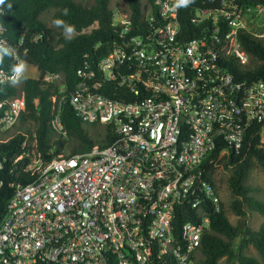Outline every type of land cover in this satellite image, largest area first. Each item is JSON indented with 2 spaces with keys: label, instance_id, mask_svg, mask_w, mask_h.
Masks as SVG:
<instances>
[{
  "label": "built area",
  "instance_id": "1",
  "mask_svg": "<svg viewBox=\"0 0 264 264\" xmlns=\"http://www.w3.org/2000/svg\"><path fill=\"white\" fill-rule=\"evenodd\" d=\"M175 3L154 0L138 25L114 8L120 41L95 70L79 69L72 89L59 72L41 77L58 86L51 97L58 132L66 136L67 101L81 121L108 126L113 139L50 160L35 145L25 152L32 180L14 184L0 220V264H197L222 201L206 169L239 153L249 129L264 119V80L239 79L225 67L230 57L250 63L238 34L264 37L247 24L252 17L245 19L264 14V5L221 0L218 10H196L191 23L209 22L186 40L185 7ZM12 75L0 70V83ZM107 87L118 99L105 94ZM23 112L21 96L0 100V143L15 134L5 135ZM177 216L189 218L178 227Z\"/></svg>",
  "mask_w": 264,
  "mask_h": 264
},
{
  "label": "trees",
  "instance_id": "2",
  "mask_svg": "<svg viewBox=\"0 0 264 264\" xmlns=\"http://www.w3.org/2000/svg\"><path fill=\"white\" fill-rule=\"evenodd\" d=\"M111 1L93 0L84 4L80 0H4L0 5V26L4 29L0 33V41L3 40L2 43L12 50V55L5 56L0 63V70L12 72V66L18 58L34 66L39 74L37 78L24 77L16 85L0 83V100L19 95L24 100L26 110L21 113L17 132L6 142L0 143V220L14 193V184L24 186L32 180L25 171L29 157L24 154L30 151L31 155L34 145L35 151L43 159L50 160L66 149L70 153H84L94 145L105 146L112 141L113 134L108 126L103 133H97V126L81 121L67 101L61 113L66 136L58 132L52 125L51 101L58 86L45 85L41 80L45 73L59 72L63 75L66 89L70 90L79 80V69L84 66L96 69L98 62L120 41L119 30L112 25L114 8L110 6ZM126 1V11L133 24L145 23L144 16L149 6H153L154 0L143 3L142 0ZM237 4L264 5V0H238ZM220 6L221 0H193L186 6L180 19L185 39L191 40L201 34L203 25L209 22L191 23L196 10H218ZM50 9H54L52 23L61 19L74 26L75 34L71 39L65 38L62 27L54 23V27L47 26L42 15ZM90 27L93 28L86 31ZM238 40L242 49L250 55V63L241 65L235 57H230L225 67L239 79L264 80V37H256L251 31L241 30ZM105 94L118 99L114 87L105 88ZM263 129L264 119L249 129L248 142L239 153L221 157L217 166L210 165L206 169L207 179L218 188L221 181L219 169L228 171L226 185L231 199L227 208L222 200L221 211L212 217L211 230L203 235L198 249L197 264H218L222 258L224 264H264V202L255 197L254 188L247 182L250 172L256 167L264 171V145L260 142ZM20 155L22 158L15 161ZM228 210L240 217L258 213L263 220L258 229L247 226L240 231L229 221ZM188 218L177 216L178 227ZM238 237L241 243L235 248L234 241ZM247 246L256 249L261 261L243 253Z\"/></svg>",
  "mask_w": 264,
  "mask_h": 264
},
{
  "label": "rangeland",
  "instance_id": "3",
  "mask_svg": "<svg viewBox=\"0 0 264 264\" xmlns=\"http://www.w3.org/2000/svg\"><path fill=\"white\" fill-rule=\"evenodd\" d=\"M82 3L84 4H89L91 2H93V0H80ZM146 0H142V3L145 2ZM110 6L112 8H119L122 9L123 11H126L127 9V1L126 0H112L110 3ZM54 12V9H50L48 11H46L42 17L45 20L46 24L48 27H54L52 21H51V15ZM252 15V16H251ZM255 15H258L257 18H255ZM247 17L249 18H253L252 21L247 20ZM245 19L247 20V24L250 25L251 29L256 31V32H264V14H258V12H254L252 11L251 14L246 15ZM93 27L88 28L86 31H90ZM75 34V33H73ZM27 68H26V72L24 74V77H31V78H36L38 77V71L37 69L32 66L27 64ZM24 127V126H23ZM19 128V126H17L16 129L10 131L7 133V135L13 134L15 131H17ZM97 133H103L104 130L102 127L97 126ZM6 135V136H7ZM264 135V133H263ZM264 145V143H263ZM64 152H69L68 149L64 150ZM228 171L227 170H223V169H219L218 171V176L220 177L221 181H220V195L221 198L224 202L225 207H228L229 201L231 199L230 197V193L229 190L227 188L226 185V178L228 177ZM248 184H250L251 187L254 188V195L256 198H258L259 200L264 202V171L259 168L256 167L255 169H253L250 174L249 177L247 179ZM227 217L229 218V221L231 222L232 225L237 226V228L242 231L245 227H251L254 229H258L263 218L260 214L258 213H248L247 216L245 217H240L237 215H234L231 211H227ZM241 243V239L240 237L236 238L234 241V247L237 248ZM243 253L245 255L248 256H254L256 257L258 260L261 261V257L258 254V252L256 251V249L253 246H247L244 250ZM218 264H224V258L220 259Z\"/></svg>",
  "mask_w": 264,
  "mask_h": 264
},
{
  "label": "clouds",
  "instance_id": "4",
  "mask_svg": "<svg viewBox=\"0 0 264 264\" xmlns=\"http://www.w3.org/2000/svg\"><path fill=\"white\" fill-rule=\"evenodd\" d=\"M193 0H176L175 7H186L190 3H192ZM4 3V0H0V5ZM9 7H11L9 5ZM65 14H67V10H65ZM54 25L57 27H62L64 30V35L66 39H71L73 33L75 32V28L72 25L66 24L61 19H56L53 21ZM4 29L0 27V33H2ZM12 50L10 46H6L4 43L0 42V63L3 62V59L5 56H11ZM27 65L24 61H19L18 63L14 64L12 66V77H11V84L16 85L22 82L24 79V74L26 72Z\"/></svg>",
  "mask_w": 264,
  "mask_h": 264
}]
</instances>
